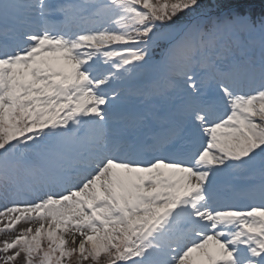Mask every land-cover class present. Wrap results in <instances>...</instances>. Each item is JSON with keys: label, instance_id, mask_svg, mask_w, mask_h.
I'll return each mask as SVG.
<instances>
[{"label": "snow or ice", "instance_id": "obj_1", "mask_svg": "<svg viewBox=\"0 0 264 264\" xmlns=\"http://www.w3.org/2000/svg\"><path fill=\"white\" fill-rule=\"evenodd\" d=\"M0 236V264H264V9L0 0Z\"/></svg>", "mask_w": 264, "mask_h": 264}, {"label": "rangeland", "instance_id": "obj_2", "mask_svg": "<svg viewBox=\"0 0 264 264\" xmlns=\"http://www.w3.org/2000/svg\"><path fill=\"white\" fill-rule=\"evenodd\" d=\"M147 69H149L150 71H151V73L156 77V70H155V68H154V65L152 66V64L150 63L148 66H147ZM142 83H144L145 85H148V86H151L152 84H153V82H151V81H149L148 82V80H144V81H142ZM157 83H160V84H162V82H157ZM153 122H155V121H150V124H151V126L153 127ZM36 226H38V225H33V228H35ZM24 227H28V225L27 224H25V223H21L20 225H19V228H24ZM17 230H19V229H17ZM16 233H11L10 235H15ZM5 237L4 236H0V240H2V239H4Z\"/></svg>", "mask_w": 264, "mask_h": 264}, {"label": "trees", "instance_id": "obj_3", "mask_svg": "<svg viewBox=\"0 0 264 264\" xmlns=\"http://www.w3.org/2000/svg\"><path fill=\"white\" fill-rule=\"evenodd\" d=\"M247 3L256 13L264 9V0H247Z\"/></svg>", "mask_w": 264, "mask_h": 264}]
</instances>
